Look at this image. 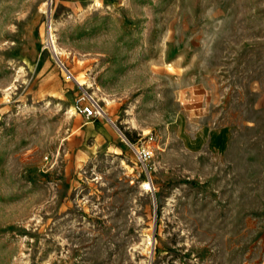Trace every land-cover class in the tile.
<instances>
[{"label":"rangeland","instance_id":"1","mask_svg":"<svg viewBox=\"0 0 264 264\" xmlns=\"http://www.w3.org/2000/svg\"><path fill=\"white\" fill-rule=\"evenodd\" d=\"M0 264H264V0H0Z\"/></svg>","mask_w":264,"mask_h":264},{"label":"built area","instance_id":"2","mask_svg":"<svg viewBox=\"0 0 264 264\" xmlns=\"http://www.w3.org/2000/svg\"><path fill=\"white\" fill-rule=\"evenodd\" d=\"M74 111L76 114L81 115L83 118L89 120L94 119L103 114L100 106L94 102L89 101L84 95L79 97L74 104ZM138 160L143 163L150 159L151 151L149 147H140L136 150ZM142 188L145 192H151V184L149 181L143 183Z\"/></svg>","mask_w":264,"mask_h":264},{"label":"bare ground","instance_id":"3","mask_svg":"<svg viewBox=\"0 0 264 264\" xmlns=\"http://www.w3.org/2000/svg\"><path fill=\"white\" fill-rule=\"evenodd\" d=\"M49 37H50L51 43L53 44V41H52V36H51V34L49 35ZM53 51L55 52V55H56V50H55V48H54V47H53ZM101 116H102V117H104V116H105V114L103 113Z\"/></svg>","mask_w":264,"mask_h":264}]
</instances>
